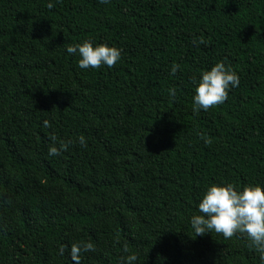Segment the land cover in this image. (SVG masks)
<instances>
[{"label":"trees","instance_id":"1","mask_svg":"<svg viewBox=\"0 0 264 264\" xmlns=\"http://www.w3.org/2000/svg\"><path fill=\"white\" fill-rule=\"evenodd\" d=\"M0 264H264V0H0Z\"/></svg>","mask_w":264,"mask_h":264}]
</instances>
